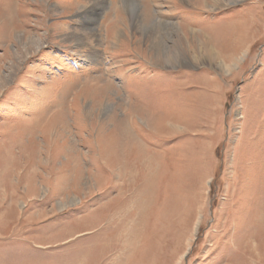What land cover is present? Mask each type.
Returning a JSON list of instances; mask_svg holds the SVG:
<instances>
[{"label": "rangeland", "instance_id": "rangeland-1", "mask_svg": "<svg viewBox=\"0 0 264 264\" xmlns=\"http://www.w3.org/2000/svg\"><path fill=\"white\" fill-rule=\"evenodd\" d=\"M0 264H264V0H0Z\"/></svg>", "mask_w": 264, "mask_h": 264}, {"label": "bare ground", "instance_id": "bare-ground-1", "mask_svg": "<svg viewBox=\"0 0 264 264\" xmlns=\"http://www.w3.org/2000/svg\"><path fill=\"white\" fill-rule=\"evenodd\" d=\"M236 2V1H235ZM92 5V4H91ZM136 6V5H135ZM100 7V6H99ZM98 7V8H99ZM92 10V9H91ZM128 11V10H127ZM102 12V11H101ZM92 13V12H91ZM130 23V22H129ZM152 23V22H151ZM144 25V24H143ZM153 24H151V26H152ZM145 26V25H144ZM155 26V25H154ZM151 28H153V26L151 27ZM144 30V29H143ZM147 31H149V30H147ZM164 32V31H163ZM93 34V33H92ZM95 34V33H94ZM165 34V33H164ZM29 35V34H28ZM29 38H31V36L29 37ZM31 39H34V38H31ZM35 41H37L36 39H34ZM41 40V39H40ZM95 40V39H94ZM30 42V41H29ZM38 45V44H37ZM90 49H92V48H90ZM92 51V50H91ZM163 54V53H162ZM164 56V55H163ZM123 136V144H124V147L126 146V148L127 147H129L132 143H137L135 140H134V138H133V136H129V135H127L126 134V132L124 131V134L122 135ZM122 138V137H121ZM182 138V136L181 135H179V136H177L176 137V139H181ZM114 143V142H113ZM137 149V153H140L141 151H142V149H141V147H137L136 148ZM150 161V160H149ZM188 170L186 169V171H182L181 173H179V174H177V172H176V175L175 176H172L171 177V179H172V181H170V183H169V185L171 186V188L173 187V185L175 186L176 184H178L177 182H181V181H185L186 180V178L184 177V175L186 174V172H187ZM186 175H188V174H186ZM187 177V176H186ZM188 179V178H187ZM190 179V178H189ZM187 182V181H186ZM182 185V184H181ZM180 185V186H181ZM147 186H149L148 188H147V190L145 191V194H146V196H148L147 198H149L152 194H153V192H154V188H153V186H151V180L150 179H148V184H147ZM184 186H186L185 184H184ZM182 187V186H181ZM174 189H175V187H173ZM172 188V189H173ZM178 188V187H177ZM188 187H186V188H184V189H187ZM166 189V188H165ZM170 189V188H169ZM189 189V188H188ZM191 189V188H190ZM181 190V189H180ZM182 191H183V189H182ZM185 191V190H184ZM183 191V192H184ZM143 192H144V190H143ZM172 194H173V192H172ZM180 194V193H179ZM167 195H168V192H167ZM160 196V195H159ZM169 196V195H168ZM165 198V197H164ZM133 203V202H132ZM133 205V204H132ZM191 217V216H190ZM153 218H154V216H153ZM152 220V219H151ZM153 221V220H152ZM155 221V220H154ZM157 222V221H156ZM156 222H154V223H156ZM166 223V222H165ZM130 225V224H129ZM152 225V224H151ZM154 226V225H153ZM143 227V226H142ZM152 227V226H151ZM122 246V245H121ZM129 247V246H128ZM124 248V247H123ZM98 251V250H97ZM116 253V252H115ZM98 255V254H97ZM136 255V254H135ZM98 257V256H97ZM99 258V257H98Z\"/></svg>", "mask_w": 264, "mask_h": 264}]
</instances>
